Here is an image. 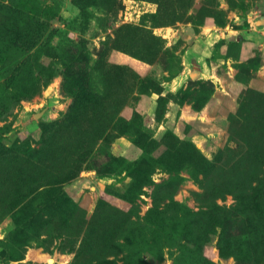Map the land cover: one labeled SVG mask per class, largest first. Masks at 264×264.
I'll return each instance as SVG.
<instances>
[{
	"label": "rangeland",
	"instance_id": "obj_1",
	"mask_svg": "<svg viewBox=\"0 0 264 264\" xmlns=\"http://www.w3.org/2000/svg\"><path fill=\"white\" fill-rule=\"evenodd\" d=\"M0 132V264H264V0H0Z\"/></svg>",
	"mask_w": 264,
	"mask_h": 264
},
{
	"label": "trees",
	"instance_id": "obj_2",
	"mask_svg": "<svg viewBox=\"0 0 264 264\" xmlns=\"http://www.w3.org/2000/svg\"><path fill=\"white\" fill-rule=\"evenodd\" d=\"M27 14H28V18L32 16L30 11ZM27 25L33 26L32 28H36L37 32H40L43 29L42 28L43 24L35 22L34 19H31V18L27 21ZM35 40H36V37L30 36V34H26L23 38L17 35L16 37L10 38V43L13 48H16V47H22L25 45L26 46L33 45V43H35ZM1 135L2 133L0 132V141H1Z\"/></svg>",
	"mask_w": 264,
	"mask_h": 264
},
{
	"label": "bare ground",
	"instance_id": "obj_3",
	"mask_svg": "<svg viewBox=\"0 0 264 264\" xmlns=\"http://www.w3.org/2000/svg\"><path fill=\"white\" fill-rule=\"evenodd\" d=\"M169 34V33H168ZM37 257L40 259H45L47 260L49 263H52L56 257L53 255H49V254H37Z\"/></svg>",
	"mask_w": 264,
	"mask_h": 264
}]
</instances>
